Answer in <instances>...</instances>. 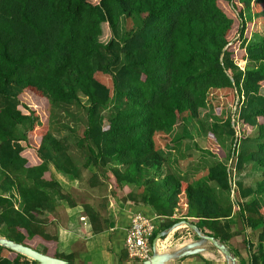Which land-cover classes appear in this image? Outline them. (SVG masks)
I'll return each mask as SVG.
<instances>
[{
  "label": "trees",
  "instance_id": "trees-1",
  "mask_svg": "<svg viewBox=\"0 0 264 264\" xmlns=\"http://www.w3.org/2000/svg\"><path fill=\"white\" fill-rule=\"evenodd\" d=\"M256 21L262 31L247 39ZM126 23L132 25L127 31L121 28ZM105 25L112 37L103 43ZM228 90L240 103L239 123L251 134L236 136L230 117L204 126L209 94ZM262 90L264 0H0V237L30 248V237L55 244L47 214L56 200L69 207L76 201L46 174L53 167L80 181L82 170L90 169L91 189L107 184L114 197L123 186L135 189L120 201L137 206L127 207L132 213L158 218L151 241L171 230L179 222L176 211L185 208L181 221L191 218L239 264H264ZM25 92L62 111L79 105L80 96L86 99L78 152L67 136L52 132L49 121L40 128L37 113L21 111ZM185 119L233 145L227 155L232 168L215 162L194 178L164 170L168 161L154 137ZM35 135L38 163L23 154ZM247 165L257 173L254 187L232 181L231 170L241 173ZM82 208L91 233H103L108 218L100 207ZM122 218L129 224L130 217ZM233 219L240 230H232ZM113 236L122 241L112 249L115 264L129 263L125 231ZM237 236H244L245 259L231 247ZM40 253L75 264L72 254L50 255L46 245ZM0 264L40 263L0 246Z\"/></svg>",
  "mask_w": 264,
  "mask_h": 264
},
{
  "label": "rangeland",
  "instance_id": "rangeland-1",
  "mask_svg": "<svg viewBox=\"0 0 264 264\" xmlns=\"http://www.w3.org/2000/svg\"><path fill=\"white\" fill-rule=\"evenodd\" d=\"M220 5L224 8L226 13L231 18L236 19V13L231 9L229 5H227L226 3H220ZM121 28H125L127 31L132 28V25L130 23H126L125 27L121 25ZM103 31L104 33L101 36L100 41L106 43L112 37V34L109 31L107 25L104 26ZM261 31L262 24L259 21H256L248 28L246 37L247 39H250V37L253 36L254 33H260ZM239 67L243 69L244 65H239ZM107 80V78H104L105 82H107ZM261 93L262 95H264V90H262ZM21 103L24 107H26H20L21 111H23L25 114H28L29 110H33L35 113H37L40 128L43 127V125L44 127H47L49 121L52 132H54L58 136H67L68 140L73 145V151L78 152V148L75 144L82 138L83 130L86 125L85 107L87 106V101L84 97L80 96V104H74L73 106L69 107L68 111H62L59 108L50 109L44 101L33 99L31 94L28 92H25L21 97ZM239 104L240 103L238 102L233 90L211 92L208 96L207 105L201 113V120L204 121V126L207 128H211L214 122H219L220 120L223 121L224 119L230 117L232 125L237 130L236 136H241L244 130L246 131L245 134H251L250 130L244 128L237 119ZM108 112L109 111L106 110L105 115ZM154 138L157 151L164 158H167L168 161V164L166 163L164 165V170L176 172L184 177L192 176L194 178L197 176V174L203 175L204 169L215 162H223L226 163L228 167H233L231 159L229 160L227 158L228 151L230 150L229 148L234 149L233 145L231 146L230 142L227 139L225 141H222L223 138H217L212 133L204 135L199 130V126L195 124L194 120L190 121L185 119L182 123H180L179 126L172 128L168 132L158 133ZM39 142L40 137L38 135H35L32 139L31 147L23 153L25 156L29 157L33 162L36 163H38L39 161L36 155V149L39 145ZM88 171L82 170L81 180H83V184L81 185L79 183L78 186H76L77 188L71 191L69 195H71L72 198L81 205L88 203L93 205L94 207H100L99 210L101 211L103 218H108V220L110 218L112 222L114 219H116V217H118L116 215L117 211L114 210L115 205H112L114 200L117 201L122 198L125 199L127 197V194L130 192H134L135 189L133 190V188H130L128 186H123L121 190L115 192L117 194L115 197L111 196L112 190L107 184L99 187L98 189H91L89 188L86 181L90 177L91 173H94V170L89 169ZM231 171L233 183L241 182L244 186L254 187V181L257 177V173L251 165H247L244 171L241 173H237L233 169ZM46 177H49V175L46 174ZM105 200L107 201V203L103 208L102 203ZM185 213V208H183L179 212H176L174 219L179 220V222H177L179 225L167 232L165 238H167L168 240V247L165 250H161L160 252L157 251L158 253H170L173 252V249H179L186 244L197 241L196 234L185 224L181 223L183 221H181V219L183 218ZM72 217L73 218L71 220H73V222L75 221V223L77 224L74 225V228L77 229L79 225L78 215L74 214ZM186 221L191 223L192 219L188 218ZM108 225H110L109 222L107 223V226ZM248 234L249 239L254 242L256 236L251 235L249 232ZM88 238L84 239L83 242L80 239H76V244L74 245V247L78 249L81 246V248L84 249V243L88 252L82 253L83 260H85L86 262V260L88 259H96L97 263L95 264H100L101 262H99V258L101 257V253L99 254L98 252L101 251L102 246H100L101 248L93 246L94 249L91 246V248L88 249L86 242H84L85 240L87 241ZM243 240L244 236L237 238V240H235L236 242L234 241V245L237 251H241V254L239 253L240 257L245 259L247 257V252ZM28 244H30L32 248H36L39 252L43 250L45 245H47L34 237H30V239H28ZM47 247L49 251V246ZM231 247H233V244L231 245ZM203 248H207L213 252L217 251L208 243H205ZM50 252L51 254H53V251ZM4 254L10 258L13 257L12 253L4 252ZM113 257L115 259L114 255ZM235 259L236 264H239V259Z\"/></svg>",
  "mask_w": 264,
  "mask_h": 264
},
{
  "label": "crops",
  "instance_id": "crops-1",
  "mask_svg": "<svg viewBox=\"0 0 264 264\" xmlns=\"http://www.w3.org/2000/svg\"><path fill=\"white\" fill-rule=\"evenodd\" d=\"M47 175H49L54 180H56L61 185V187L68 193H71V191L76 189L77 188L76 186H78L79 183L81 185L83 184V180L80 181L72 180L68 176H65L55 171L53 167H50L49 173ZM112 205H115L114 210L117 211L116 215L118 217H116V219L112 221L114 223H112L111 219L109 218L108 222L110 223V225L106 227L105 230L106 232L104 231L103 233L92 235L91 227L89 225L87 218L84 215L81 204L76 202L75 207H69L65 202L56 200L55 210L47 214L48 232L53 236H57V241L55 244L46 245L49 246V252L53 251V254L57 253L63 255L72 254L75 261H77L75 262V264H95L97 263L96 259H88L86 260V262L85 260H83L82 253L88 252L84 243H83L84 249H82L81 246L78 249L74 247V245L76 244L75 241L76 239H80L83 242L84 239L89 237L87 241L86 240L84 241L86 242L88 249H90L91 246L98 248H101L100 246H102L101 251L98 252L99 254L101 253V257L99 258V262H101L100 264H115V259L111 252L115 250L114 248L116 247L113 246H115L116 243L119 242V246H122L121 244L122 241L121 240L119 241L118 237H117L118 241H116V237L113 235L117 231H122L124 234V231L127 228L126 227L127 222L122 218V216L125 214L126 216H128L129 219V217H131L132 215V211H129L127 207L128 206L137 207V206H133L129 202L123 203L120 200L117 201L114 200ZM74 214L78 215L79 225L77 229L74 228V225L77 224L75 223V221L73 222V220H71ZM240 229H241L240 224L237 222V220L233 219L232 230L235 231ZM111 236L113 237L111 238ZM240 237L241 236H237L233 238L232 241L230 242L231 245L233 244V248H236L234 245V241ZM176 249H173V251H175ZM238 251L241 254V251L240 250ZM53 254H51L50 252V255ZM177 262H180L182 264H227L228 263L227 261H225V259L218 251L213 252L207 248H204V251L202 253L185 257L184 259L178 260ZM169 264H173V263H169Z\"/></svg>",
  "mask_w": 264,
  "mask_h": 264
},
{
  "label": "water",
  "instance_id": "water-1",
  "mask_svg": "<svg viewBox=\"0 0 264 264\" xmlns=\"http://www.w3.org/2000/svg\"><path fill=\"white\" fill-rule=\"evenodd\" d=\"M181 223L185 224L187 227H189L197 236V241L191 242L189 244H186L182 246L181 248L170 252V253H158L153 252L151 257L148 260L142 261L139 264H169L176 262L180 259H183L185 257L196 255L199 253H202L204 251L203 245L206 243L213 246L230 264H236L235 257L231 254L228 247L224 244L220 243L218 240H215L212 237H209L205 234H203L201 231L197 229L196 226L189 222L182 221ZM179 224H175L172 229L176 228ZM167 232L159 233L156 239H161L166 237ZM0 246L4 247L14 253L20 254L22 256H25L33 261L39 262L40 264H73L61 259H57L51 256L44 255L30 247H27L22 244H18L15 242H12L8 239L0 237Z\"/></svg>",
  "mask_w": 264,
  "mask_h": 264
},
{
  "label": "built area",
  "instance_id": "built-area-1",
  "mask_svg": "<svg viewBox=\"0 0 264 264\" xmlns=\"http://www.w3.org/2000/svg\"><path fill=\"white\" fill-rule=\"evenodd\" d=\"M157 219L155 216L147 217L140 212L132 213L125 229L123 242V248L127 251L130 260L127 264H139L148 260L153 252H160L168 247V240L165 237L156 240L155 237L151 241L153 234L157 232L155 224ZM173 264L182 263L176 261Z\"/></svg>",
  "mask_w": 264,
  "mask_h": 264
}]
</instances>
